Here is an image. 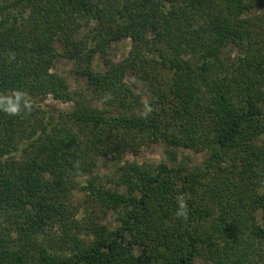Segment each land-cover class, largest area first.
<instances>
[{
	"label": "trees",
	"instance_id": "16d2710c",
	"mask_svg": "<svg viewBox=\"0 0 264 264\" xmlns=\"http://www.w3.org/2000/svg\"><path fill=\"white\" fill-rule=\"evenodd\" d=\"M16 91L33 106L0 111V264H264V0H0V104ZM151 144L170 163L96 173Z\"/></svg>",
	"mask_w": 264,
	"mask_h": 264
},
{
	"label": "rangeland",
	"instance_id": "374dc122",
	"mask_svg": "<svg viewBox=\"0 0 264 264\" xmlns=\"http://www.w3.org/2000/svg\"><path fill=\"white\" fill-rule=\"evenodd\" d=\"M130 48L131 40L129 38L115 41L108 50V57L114 61H118L128 54ZM94 67L96 70L99 71H104L106 69L101 56H96L94 60ZM52 72L66 77L72 89L78 88L80 84V86L84 87L85 89H87V91L90 92V90L85 87V80L77 77V75L75 74V64L73 61L67 60L65 58H57L54 62V66L52 67ZM126 81L138 93L145 95L141 83H139L136 78L128 76ZM44 105H47L52 109L61 110H70L73 106L72 103H64L62 101L54 100L52 96H49L44 101ZM205 157V155H194L188 150H180L179 162H182L187 166L194 167L200 165L205 160ZM127 162H136L139 164H158L160 162L170 163L169 158L166 154V148L161 144H151L149 146L143 147L137 155H134L132 153L126 154L119 164L113 162L111 158L100 159L98 161V168L96 170V173L102 176L104 179L111 178L115 176V171L117 170V168ZM83 196L84 194L82 192L74 190L72 198L76 204H80L83 203ZM104 222L110 225L111 227L114 226L113 221H109L107 219L104 220Z\"/></svg>",
	"mask_w": 264,
	"mask_h": 264
},
{
	"label": "clouds",
	"instance_id": "9594fccd",
	"mask_svg": "<svg viewBox=\"0 0 264 264\" xmlns=\"http://www.w3.org/2000/svg\"><path fill=\"white\" fill-rule=\"evenodd\" d=\"M12 58L14 59V56ZM13 95L15 96L17 103L14 106H7L4 104H0V111H3L10 116H19L23 110H27V111L31 110L33 106L32 102L30 100L24 99L25 98L24 93L16 91L13 93ZM0 99L3 98L0 97ZM22 99L24 100L23 106H21L19 103V101ZM144 109L145 110L142 113V115H144L145 117L152 112V107L148 103H145ZM176 202H177V211H176L177 217H182L186 220L188 216V206L184 194H179L176 197Z\"/></svg>",
	"mask_w": 264,
	"mask_h": 264
}]
</instances>
